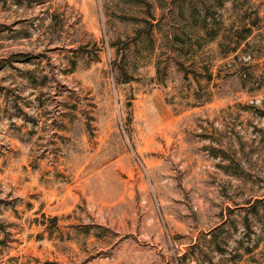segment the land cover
<instances>
[{
	"label": "rangeland",
	"instance_id": "374dc122",
	"mask_svg": "<svg viewBox=\"0 0 264 264\" xmlns=\"http://www.w3.org/2000/svg\"><path fill=\"white\" fill-rule=\"evenodd\" d=\"M0 264H264V0H0Z\"/></svg>",
	"mask_w": 264,
	"mask_h": 264
}]
</instances>
